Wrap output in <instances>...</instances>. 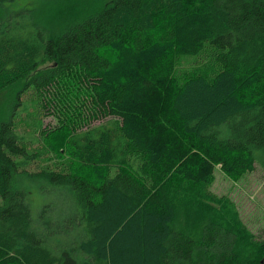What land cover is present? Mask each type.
<instances>
[{
    "label": "trees",
    "instance_id": "obj_1",
    "mask_svg": "<svg viewBox=\"0 0 264 264\" xmlns=\"http://www.w3.org/2000/svg\"><path fill=\"white\" fill-rule=\"evenodd\" d=\"M15 1L0 0V92L59 122L37 145L14 108L0 120V264H264L211 190L215 169H264V0H111L60 33L35 18L55 0ZM185 58L202 63L179 73Z\"/></svg>",
    "mask_w": 264,
    "mask_h": 264
},
{
    "label": "rangeland",
    "instance_id": "obj_2",
    "mask_svg": "<svg viewBox=\"0 0 264 264\" xmlns=\"http://www.w3.org/2000/svg\"><path fill=\"white\" fill-rule=\"evenodd\" d=\"M111 0H55L46 7L37 9L35 18L42 20L47 26L60 33L61 29L68 23L88 15L98 12L103 5ZM41 0H16L11 7L14 10H31L40 5ZM202 63V59L194 61V58L179 60L177 67L179 73L189 71ZM73 90L77 84L73 81L65 83ZM18 86L0 92V120L8 117L10 109L14 108L13 116L18 128L22 133L37 145L42 143L44 129L54 127L59 120L51 116H43L41 108L35 96L27 93L25 96H16ZM16 104V105H14ZM100 121L92 120V124L97 125ZM50 142L55 151H60L64 147L65 137L56 132L50 135ZM45 143V142H44ZM42 147V146H41ZM261 167V168H260ZM213 193L230 197L238 207L242 220L248 228L254 232L260 241H264V169L261 162L251 173L244 174L236 182L228 179L219 169L214 170V183L211 186ZM31 208L33 214L43 203L42 197L32 191Z\"/></svg>",
    "mask_w": 264,
    "mask_h": 264
}]
</instances>
